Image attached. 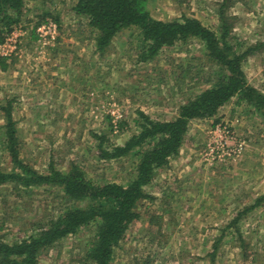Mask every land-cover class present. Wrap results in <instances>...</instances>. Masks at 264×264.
Returning a JSON list of instances; mask_svg holds the SVG:
<instances>
[{"label":"rangeland","instance_id":"rangeland-1","mask_svg":"<svg viewBox=\"0 0 264 264\" xmlns=\"http://www.w3.org/2000/svg\"><path fill=\"white\" fill-rule=\"evenodd\" d=\"M76 2L24 0L20 24L3 42L6 54L0 50L6 65L0 66V102L10 101L19 157L33 168L46 172L52 164L64 171L76 164L96 182L127 184L139 153L105 158L94 135L109 150L138 131L139 110L172 119L179 105L215 81L216 66L199 39L145 58L136 27L98 51L96 32L74 12ZM147 6L157 19L195 17L218 35L222 12L238 52L249 47V18H264V0H149ZM46 20L56 23L57 36L43 45L37 28ZM242 67L248 83L264 93V52L249 51ZM237 100L215 117L190 122L179 155L145 187L152 198L141 203L112 264H264V118ZM5 122L0 111V168L10 171ZM215 125L227 127L226 149L236 153H210L209 142L220 139L211 133ZM59 195L55 187L0 185V239L39 231L57 211ZM93 233L79 229L43 250L39 264H86L84 245Z\"/></svg>","mask_w":264,"mask_h":264},{"label":"trees","instance_id":"trees-1","mask_svg":"<svg viewBox=\"0 0 264 264\" xmlns=\"http://www.w3.org/2000/svg\"><path fill=\"white\" fill-rule=\"evenodd\" d=\"M148 1L77 0L74 12L86 18L88 25L95 30L98 51H104L119 31L129 27L139 29L144 57L148 59L155 57L164 47L199 39L209 61L216 66L215 81L179 105L176 115L170 120L152 119L143 111H137L134 122L139 129L121 145L113 144L107 150L102 147L104 137L94 135L99 139L98 148L105 158L139 153L135 176L127 184L96 182L76 164H71L64 171L52 164L46 172L33 168L19 157L11 103L0 102V111L6 121V148L13 163L10 171L0 168V185L10 184L22 190L35 187L60 190V204L47 225L12 242L0 239V264H39L38 257L43 250L85 227H92L94 233L84 245V262L112 264L114 248L124 239L130 225L140 217L141 203L152 198L145 187L159 168L179 155L191 121L215 117L219 109L234 97L264 118V93L248 83L242 67L249 49L238 52L229 43L230 26L222 12L219 13L218 35L195 17L157 19L148 9ZM23 5L24 0H0V44L20 24ZM0 66L5 69L4 59H0ZM258 202L245 210H252Z\"/></svg>","mask_w":264,"mask_h":264},{"label":"built area","instance_id":"built-area-1","mask_svg":"<svg viewBox=\"0 0 264 264\" xmlns=\"http://www.w3.org/2000/svg\"><path fill=\"white\" fill-rule=\"evenodd\" d=\"M37 34L41 40H43V45L53 43L54 40L56 39L57 36V25L55 22L52 20H46L43 22L42 25H40L37 28ZM4 44H0V50L4 53ZM212 134L218 135L220 139H215L211 140L208 144L210 153L214 152V149L217 148L220 151L224 152L227 155H230L232 152L233 154L236 153L235 150L229 151L226 149L227 146V140L226 136H228V130L225 125H215L214 128L212 129Z\"/></svg>","mask_w":264,"mask_h":264},{"label":"crops","instance_id":"crops-1","mask_svg":"<svg viewBox=\"0 0 264 264\" xmlns=\"http://www.w3.org/2000/svg\"><path fill=\"white\" fill-rule=\"evenodd\" d=\"M249 24L250 27H252L253 29L251 31L249 29L248 35L246 37L248 40L247 44L249 46L247 48L249 49V51L252 50V51L264 52V18H256V17L249 18ZM230 102L231 101H229L228 104ZM240 103L241 105H243V102Z\"/></svg>","mask_w":264,"mask_h":264}]
</instances>
